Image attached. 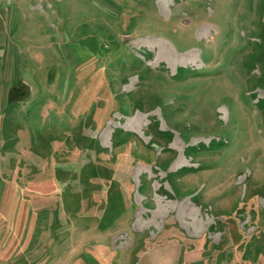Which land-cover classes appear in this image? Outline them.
Returning <instances> with one entry per match:
<instances>
[{"label": "rangeland", "instance_id": "374dc122", "mask_svg": "<svg viewBox=\"0 0 264 264\" xmlns=\"http://www.w3.org/2000/svg\"><path fill=\"white\" fill-rule=\"evenodd\" d=\"M178 241L264 264V0H0V264Z\"/></svg>", "mask_w": 264, "mask_h": 264}, {"label": "crops", "instance_id": "0c3cea01", "mask_svg": "<svg viewBox=\"0 0 264 264\" xmlns=\"http://www.w3.org/2000/svg\"><path fill=\"white\" fill-rule=\"evenodd\" d=\"M145 256L147 261L139 264H204L203 258L196 257V252H189L180 241L162 244L148 250Z\"/></svg>", "mask_w": 264, "mask_h": 264}, {"label": "bare ground", "instance_id": "6f19581e", "mask_svg": "<svg viewBox=\"0 0 264 264\" xmlns=\"http://www.w3.org/2000/svg\"><path fill=\"white\" fill-rule=\"evenodd\" d=\"M163 54H165V53H163ZM166 55L170 58V60H172V61H174L175 62V59H174V56H173V54H172V52L169 50V49H166ZM165 55V56H166ZM191 56H189V58L188 59H190V58H195L196 57V55L195 54H190ZM186 59V58H185Z\"/></svg>", "mask_w": 264, "mask_h": 264}]
</instances>
